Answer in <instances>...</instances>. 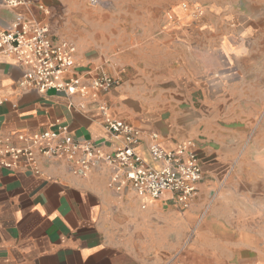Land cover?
<instances>
[{"label":"crops","instance_id":"0c3cea01","mask_svg":"<svg viewBox=\"0 0 264 264\" xmlns=\"http://www.w3.org/2000/svg\"><path fill=\"white\" fill-rule=\"evenodd\" d=\"M107 1L109 8L91 7L87 0L7 8L0 0V29L10 30L17 17L47 24L56 43L75 46L73 75L85 82L101 75L120 80L96 97L40 93L20 85L25 70L14 56H0V140L21 148L26 143L20 136L58 124L68 126L78 142L113 153L122 143L105 129V105L109 116L144 133L137 151L152 167L157 164L148 152V134L157 133L167 150L192 142L204 172L199 194L182 211L169 194L141 198L129 185L116 192L106 165L80 177L68 162L37 153L34 166L20 161L14 170L0 167V264H162L160 251L173 250V238L189 230L214 190L219 198L229 196L230 218L242 216L236 202L246 203V229L237 220L227 227L214 214L231 242L194 244L174 264H222L224 247L257 255L264 248V48H253V36L238 33L244 43L235 50L222 45L229 65L214 78L210 44L225 39L220 27L233 23L230 10L244 1L255 12L243 22L257 29L264 23V0ZM185 1L202 6L198 16ZM193 92H204L203 98ZM258 261L264 264L263 253Z\"/></svg>","mask_w":264,"mask_h":264},{"label":"built area","instance_id":"2783aa9c","mask_svg":"<svg viewBox=\"0 0 264 264\" xmlns=\"http://www.w3.org/2000/svg\"><path fill=\"white\" fill-rule=\"evenodd\" d=\"M1 1L7 8H17L30 6L36 0ZM87 1L94 8L110 7L107 0ZM17 18L10 30L0 29V56H14L24 68L22 87H31L40 93L55 91L81 97L93 92L96 97L99 92L106 93L120 85L119 79L107 75L89 82L73 75L75 46L65 40L56 43L47 24ZM3 104L0 95V107ZM100 109L110 137L122 143L113 153L105 152L101 144L78 142L68 126L57 124L30 137L20 136L19 139L26 143L21 148L12 146L9 140H0V167L14 170L20 161L34 166L37 153L68 162L71 172L80 177L87 176L93 168L106 165L114 172L110 186L116 192L129 185L141 198L157 200L169 194L183 210H189L199 194L198 185L204 176L194 144L187 142L167 150L159 143L157 133L148 134L151 141L148 152L157 164L152 167L137 151L144 133L121 119L109 116L107 106L102 105ZM34 171L38 173V170Z\"/></svg>","mask_w":264,"mask_h":264},{"label":"rangeland","instance_id":"374dc122","mask_svg":"<svg viewBox=\"0 0 264 264\" xmlns=\"http://www.w3.org/2000/svg\"><path fill=\"white\" fill-rule=\"evenodd\" d=\"M229 0H219V2L225 3ZM244 1L241 2L240 8L230 10L231 13L234 15V21L231 23V25H226L224 27H220L223 29V31L228 34L225 36V39L223 40H217L211 41V64L213 69V77H220L219 73L224 68V66H227L229 64L227 60L222 56V45L227 44L229 47H232V49H236L237 46H241L244 41H242L240 35L238 33L242 32L244 34H249L251 37V44L254 48H264V23H261L259 25H254L257 29H253L252 25L244 24L243 17L245 14H251L255 12V9H248L247 4ZM184 5H186L187 10L193 11L192 8H194L195 16H198L202 6L195 5L188 2H184ZM197 7V8H196ZM197 9V11L195 10ZM240 17V18H239ZM259 29V33L257 35H254V33ZM237 36L235 38L234 35ZM244 48H248V46L244 45ZM228 46L225 45L224 51L226 53H229L231 49ZM233 63V61H232ZM251 65V63L249 64ZM248 68V67H247ZM252 75L255 74L252 67L249 66V70ZM204 92H201L197 94V92H193L192 96L194 98H203ZM200 96V97H199ZM236 108V107H235ZM235 110L231 109V113H233ZM215 190L213 191L212 195L207 198V203L205 207L202 210V213L198 215V217H195L190 221V227L189 230L185 233H183L182 237H175L173 238L174 241V248L170 252H167V250H161L159 253L160 261L162 264H174L178 263L181 259L185 258V255H188L189 252L193 249L194 244H201L202 246H218L221 244L225 245V242H231L232 235L228 234L226 231L224 232L223 229H221V225L219 224V220L213 217L214 214H218L220 218H223L222 221L227 223V227L230 225V220L233 222H236L239 224L240 228L246 229V221L245 217L243 215L244 209L246 206V203L243 201L236 202V205L239 208L242 209V216L237 218L236 220L234 218L229 217L230 208L232 206V203L229 202L230 198L227 194H224L223 198H219L217 196V192ZM233 197V196H231ZM261 204H259L260 206ZM180 207V206H179ZM180 209L184 211L181 207ZM258 209V208H257ZM215 212V213H214ZM259 233H262L261 231ZM243 236L245 233H242ZM252 235H258V231H252ZM257 238V237H256ZM165 242L166 240L163 239ZM165 244V243H164ZM223 246V245H222ZM221 253L224 255L225 261L222 264H259L260 261H258V255L264 254V248L256 249L255 256H251L246 254L244 252L243 254H238L235 251H232L230 249H226L224 247L221 248Z\"/></svg>","mask_w":264,"mask_h":264}]
</instances>
